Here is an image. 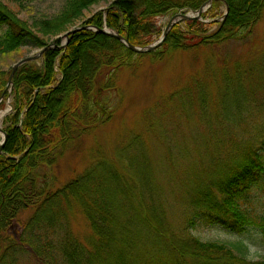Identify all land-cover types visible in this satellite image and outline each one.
Returning <instances> with one entry per match:
<instances>
[{
  "label": "trees",
  "instance_id": "1",
  "mask_svg": "<svg viewBox=\"0 0 264 264\" xmlns=\"http://www.w3.org/2000/svg\"><path fill=\"white\" fill-rule=\"evenodd\" d=\"M104 1L66 0L59 15L32 24L0 1V54L22 47H48L52 37L69 31V26L82 20L85 10ZM207 1L114 0L107 10L83 24L99 29L106 26L132 45L147 47L159 32L160 17L198 11ZM226 4L228 14L222 15L220 23L191 20L176 24L159 49L147 54H136L120 40L92 30L73 34L66 48H59L61 41L56 39L40 60L26 63L14 73L11 95V72L0 70V100L2 95L6 100L13 97L14 107L5 122L6 142L0 155V264H191L180 253L167 261L144 257L129 263L124 253L117 252L125 230L118 226L121 215L112 196L121 191L116 186L126 185L125 177L112 176L114 181L108 185L104 178L88 173L54 190L50 169L72 141L109 121L112 114L106 92L114 89L120 74L137 70L142 60L160 61L175 51L247 41L263 17L264 0H212L204 18H217L219 6ZM239 158L221 171L213 186L200 189L192 198L190 227H221L236 235L253 227L264 234V216L248 209L252 192L264 186V154L249 149ZM74 207L90 223L89 247L63 230L62 221ZM184 243L196 251L197 264H264L250 262L224 244L193 237Z\"/></svg>",
  "mask_w": 264,
  "mask_h": 264
},
{
  "label": "rangeland",
  "instance_id": "2",
  "mask_svg": "<svg viewBox=\"0 0 264 264\" xmlns=\"http://www.w3.org/2000/svg\"><path fill=\"white\" fill-rule=\"evenodd\" d=\"M0 1L31 24L59 15L66 2ZM113 2L93 5L68 30L83 27V22ZM226 9L221 5L217 18H204L205 12L197 21L220 23ZM173 16L158 19L159 32L150 45L159 41ZM67 32L52 37L44 48L54 47L56 39L62 47ZM41 51L22 47L0 54V70L12 72L15 64ZM114 83V89L106 92L111 118L72 141L58 156L50 169L53 189H63L88 173L104 178L108 185L114 181L112 176L125 177L126 185L116 186L121 191L112 196L120 210L118 226L127 233L116 246L125 262L144 257L167 261L180 253L197 264L196 251L184 243L188 237L233 247L250 262L264 261V234L256 228L236 235L221 227L199 224L194 228L188 223L194 214L190 201L197 191L213 186L221 171L238 163L249 149L264 154V14L244 43L233 40L197 51H175L160 61L145 59L137 70L120 74ZM8 88L11 95L12 86ZM12 102L10 97L2 99L4 106L0 103L3 130L14 113ZM2 138L0 134L1 142ZM250 199L249 211L264 216V186L255 189ZM67 214L63 230L89 247L92 230L86 216L79 207Z\"/></svg>",
  "mask_w": 264,
  "mask_h": 264
},
{
  "label": "water",
  "instance_id": "3",
  "mask_svg": "<svg viewBox=\"0 0 264 264\" xmlns=\"http://www.w3.org/2000/svg\"><path fill=\"white\" fill-rule=\"evenodd\" d=\"M214 1H217V0H214ZM212 6V0H208L203 6L200 7V9L198 11H194V12H189V14H183V13H179L177 15H175L174 17H172L167 25V28L164 30L161 38L159 39V41L157 43H154L152 45H148L147 47H136L134 45H132L129 41V39H125L123 38L122 36H120L117 32L114 33L112 31H110L109 29H107L106 27L103 28V29H99V28H96V27H89V26H86L84 25L83 27H80V28H73L71 31H68L67 33H65L62 37V40L65 41V44H63V46L59 47V48H66V45L69 43V38L71 36H73V34H75L76 32L78 31H81V30H92V31H96V32H99L101 34H107L109 35L110 37L114 38V39H118L120 40L124 46L128 49H130L132 52L138 54V53H149L151 51H155L157 49H159V46H161L162 43L165 42V40L167 39V35L169 33V31L174 27V25H176L177 23L179 22H189L190 20H200L202 19V15L204 12H206L207 10L210 9V7ZM226 14L227 15L228 13V6L226 4ZM47 48H43L42 51L40 52L41 54H39L38 56H32L30 58H26V59H22L20 62H18L17 64H15V66H13L12 68V72H11V78L9 80V83H8V86L10 87L11 84H12V78L14 76V73L24 64L26 63H31L32 61H36L38 60L39 58L42 57L43 55V52L46 50ZM1 101L2 99L4 98L3 95L1 96ZM0 101V103H1ZM22 120V119H21ZM21 127V125L19 126ZM0 134L3 135V138H2V142L0 143V155L3 154V148H4V144L6 142V133L3 129L0 128Z\"/></svg>",
  "mask_w": 264,
  "mask_h": 264
},
{
  "label": "bare ground",
  "instance_id": "4",
  "mask_svg": "<svg viewBox=\"0 0 264 264\" xmlns=\"http://www.w3.org/2000/svg\"><path fill=\"white\" fill-rule=\"evenodd\" d=\"M180 12V11H179ZM192 12H194V11H192ZM207 12V11H206ZM205 13V12H204ZM179 14V13H178ZM206 22V21H205ZM107 28V27H106ZM108 29V28H107Z\"/></svg>",
  "mask_w": 264,
  "mask_h": 264
}]
</instances>
